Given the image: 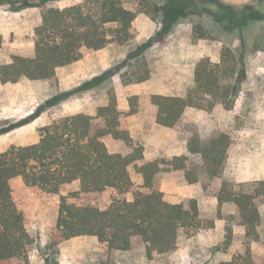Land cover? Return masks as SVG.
<instances>
[{"label":"trees","instance_id":"trees-1","mask_svg":"<svg viewBox=\"0 0 264 264\" xmlns=\"http://www.w3.org/2000/svg\"><path fill=\"white\" fill-rule=\"evenodd\" d=\"M57 1L60 0H5L12 11L41 9L42 21L35 29L32 55H15L12 63L0 66L3 85L21 80L50 82L56 79L59 68L78 63L86 52L96 53L111 44L128 45L135 39L133 23L139 14H146L161 25L155 36L137 45L124 61H135L130 67L136 69L133 76L139 84L150 79L146 53L181 21L207 16L224 35L238 38L251 24L264 21V0L240 7L222 0H162V6L153 0H136L139 9L135 11L124 6L125 0H83L65 9L56 7ZM117 72V67L105 71L84 83L83 88L97 89ZM245 79L243 56L225 46L220 63L204 59L196 65L194 90L186 97H151L153 114L149 123L175 128L188 108L201 107L200 96L210 98L209 110L217 103L232 110ZM71 95H57L46 107H54ZM109 98V104L100 107L96 117L85 113L61 116L38 130L34 144L11 146L0 152V262L32 264L30 255L35 240L14 198V181L18 178L25 187L48 195H58L64 187L75 183L79 185L76 191L60 198L53 248L77 237L90 236L96 237L111 256L131 250L133 242L139 240L151 260L155 255H167L177 249L180 230L201 228L198 202L192 200L188 207L167 202L160 189L161 175L179 173L191 185L199 183L201 175L210 180L219 178L228 158L230 135L222 133L207 142L194 136L187 143L189 155L200 158L201 173L191 168L188 156L147 162L144 147L134 141L124 126L126 117L135 114V110L123 113L112 93ZM97 120H102L103 125L97 126ZM108 137L121 142L128 153L112 152L105 143ZM139 163L142 165L138 166ZM131 168H137L146 191L133 181ZM107 192H112L110 204L102 207L98 197ZM218 201L219 207L231 204L237 210V217L231 215L228 219L227 242L233 232L232 220L244 229L246 240L244 254L220 264H264L250 248V244L261 241L258 203L264 205V181L241 186L239 191L223 183Z\"/></svg>","mask_w":264,"mask_h":264},{"label":"rangeland","instance_id":"rangeland-1","mask_svg":"<svg viewBox=\"0 0 264 264\" xmlns=\"http://www.w3.org/2000/svg\"><path fill=\"white\" fill-rule=\"evenodd\" d=\"M153 1L159 6L163 5L162 0ZM222 1L235 7L257 4V0ZM0 3L1 66L12 63L15 55L22 57L32 55V40L36 27L42 21V13L39 8H27L16 12L11 10L12 6L5 0H0ZM81 3L83 0H60L54 5L65 9ZM124 6L134 11L139 9L136 0H125ZM139 15H142L148 23L144 32L142 31L143 36H140L139 30L143 29L145 22L140 20L136 26L133 25L136 30L135 39L128 45L120 47L111 44L96 53L86 52L78 63L59 68L53 81L21 80L16 84L6 85L0 81V131H2L0 152L6 151L11 146L34 144L38 140V130L61 116L85 113L96 117L98 109L109 104V93H112L116 98L118 109L125 102L130 107L129 111L120 110L121 112L128 114L134 109L135 114H138L135 117L129 118L132 115L126 117L124 126L144 150L145 147L147 150H155L162 141L165 147H170L168 143L172 141L176 140L177 144L186 140L189 142L194 136L207 142L222 133L230 135L231 146L221 176L210 180L205 175H201L196 186L204 190L209 200L218 201L223 183H228L234 191H239L241 186H252L256 181H264V21L251 24L243 31L242 38L224 35L207 16L181 21L172 32L146 53L150 82L139 84L135 83L136 78L133 76L136 69L130 67L135 61L131 63L124 61L137 45L147 42L161 27L148 15ZM225 46L233 48L238 55L243 56L246 70V79L235 107L226 110L222 104L217 103L209 110L210 98L200 96L201 107L188 108L184 120L176 126L177 128L164 130L155 127L157 124H150L149 120L153 114L151 97L153 95L186 97L194 90L193 78L196 65L204 59H209L212 63H220ZM115 67H117V75L106 80L99 88L92 90L83 88V84L87 81ZM63 93H72V95L54 107H46L49 101ZM96 125H103V121L97 120ZM105 143L112 152L127 154L129 151L121 142H116L111 137L106 138ZM169 152L166 156L161 154L157 159L172 160L174 158L172 149ZM151 156L150 152L149 157ZM188 157L191 168L201 173L198 169L201 164L200 158ZM141 165L142 163L138 164ZM131 176L135 184L142 191H146L137 168H131ZM163 182L172 183L171 186L165 187L166 193L170 197L175 196V201L181 202L185 207H188L192 200L197 201L193 197L195 193H191L186 188L188 184L185 177L179 173L161 175V191ZM14 184L15 201L24 214L29 234L35 240V249L30 255L32 264H176L171 260L172 253L155 255L153 259H147L145 245L139 240L133 242L131 250L116 252L111 256L107 255L96 237L90 236L77 237L53 248L52 234L58 219L60 198L76 191L79 185L75 183L64 187L58 195H48L25 187L21 178L16 179ZM179 188L182 194L180 197ZM111 197L112 192L99 196L101 206H108ZM128 199L131 200L132 196L129 195ZM258 205L260 213L264 214V205L261 202ZM231 215H237L236 208L231 204L223 205L218 208V213L214 217L201 218L202 225L204 228H209L214 225L216 219H225L229 225L228 219ZM230 225L233 229L230 240L228 242L225 240L223 244L212 248L208 254L216 256V253L224 252L229 247L235 249L234 258L245 253L244 231L238 229L240 227L236 226V221H230ZM258 230L261 241L250 244V248L257 260H264V218ZM198 231L199 229L180 230L178 243L187 245L186 238L192 239ZM191 253L190 249L183 252L182 264L221 263L219 257L207 261L203 256V259L197 260L190 257ZM0 264L14 263L0 262Z\"/></svg>","mask_w":264,"mask_h":264},{"label":"crops","instance_id":"crops-1","mask_svg":"<svg viewBox=\"0 0 264 264\" xmlns=\"http://www.w3.org/2000/svg\"><path fill=\"white\" fill-rule=\"evenodd\" d=\"M140 20L145 22V25L142 27L143 29L139 30L141 33L140 36H143L142 31L144 32L145 27L148 26L147 25L148 23H147V21L144 20L142 15H139L137 17V19L134 21L133 25L136 26V23ZM140 36H139V39H140ZM149 82H150V79L146 82H143L142 84H146V83L149 84ZM129 109H130V107H129L128 103L126 104V102H125V104H123V105L121 104L119 106V110L124 111V112L129 111ZM137 115L138 114H133L132 116H129V118L135 117ZM185 116H186V112L183 115L181 121L184 120ZM181 121L179 122V124L181 123ZM155 127L161 128L164 130L169 129V128L162 127L160 125H155ZM175 128H177V127H175ZM187 143H188V140L184 141L183 143L178 142V144H177L176 140H175V141H172V143H168L169 145H171L170 147H165L164 142L162 141L160 143V145L157 147V149H155V150L154 149L147 150L145 147V150H144L145 160L147 162H150V161H153L154 159L159 158L161 154L162 155L165 154L164 156H166V153L168 154L171 152V151L169 152L170 149H172V157L190 156L188 153V150H187ZM160 149H161V151H160ZM153 151H155V153ZM150 152L152 154L151 157H149ZM161 152H164V153H161ZM171 184L167 183V182L162 183V191L164 193V198L167 202H169L171 204H181V202L175 201L176 200L174 198L175 196L170 197L166 193L167 191H166L165 187L171 186ZM187 184L188 185H186L187 186L186 188H188V190L191 193H195L194 194L195 196H193V197L195 199H197L201 218L214 217L218 213V208H219V204H218L217 199L216 200H212V199L209 200L208 199L209 196L204 192V190L202 188L196 187L197 184L191 185L188 182H187ZM174 185H176V184H174ZM189 191H188V193H189ZM181 195H182L181 194V188H179V197ZM261 216H262V218H264V214L262 212H261ZM226 228H227V222L225 219H216L214 225H211V227H209V228H204V226L202 225L201 228L199 229V231L195 234V236L192 239L186 238L187 239L186 240L187 245H185L184 243H182L181 245L179 243L177 244V249L175 250V252H173L171 254V260L175 261L176 264L184 263L183 252H185V250L190 249V250H192L190 257L193 259L201 260L204 257H206V260L209 261V260H212L213 257H215V258L219 257V260H220L219 262H221V263L222 262H225V263L232 262V260L235 256V249H230V247H229V249L227 248V250H225L224 252H221V253L218 252L219 254L216 253V256H214L212 254H208L212 248L217 247V246H219L225 242L226 235H227ZM238 229H241V231H244V229H242V228H238ZM244 233H245V231H244Z\"/></svg>","mask_w":264,"mask_h":264}]
</instances>
